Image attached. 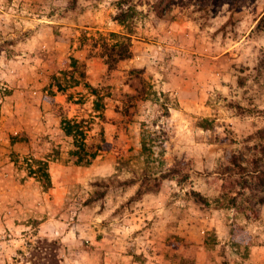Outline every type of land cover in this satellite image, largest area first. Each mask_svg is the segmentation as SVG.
<instances>
[{
    "label": "rangeland",
    "instance_id": "374dc122",
    "mask_svg": "<svg viewBox=\"0 0 264 264\" xmlns=\"http://www.w3.org/2000/svg\"><path fill=\"white\" fill-rule=\"evenodd\" d=\"M13 1L0 264H264V0H50L34 26Z\"/></svg>",
    "mask_w": 264,
    "mask_h": 264
},
{
    "label": "trees",
    "instance_id": "16d2710c",
    "mask_svg": "<svg viewBox=\"0 0 264 264\" xmlns=\"http://www.w3.org/2000/svg\"><path fill=\"white\" fill-rule=\"evenodd\" d=\"M129 0H120V3L125 4V2L127 3ZM125 17L126 15H122V17H118L119 22H124L125 21ZM122 35H119V37H121ZM122 38V37H121ZM124 39H126L127 41L125 42H121L120 45L115 46V45H111L110 47V60L108 59L106 62L109 65V69H114L115 68V63H117L118 61H121L123 59H128L131 57V51H130V47H131V38L130 36H124ZM62 128L65 132L66 135L70 136L73 135L74 132H79V134H84V131L82 130V126L80 124V122H77L75 120L69 119V118H64L62 120ZM108 143H106V141L104 140L101 147H97V150H102V149H107L109 147V145H107ZM80 152L79 153L80 157H82L81 159H83V157L85 158H89V160L93 159L94 157H96L97 152H91L88 151L87 146L82 143L79 146ZM87 163H89L90 161H86ZM257 172V178L259 183L264 186V161L263 163H261L260 167H258L256 170Z\"/></svg>",
    "mask_w": 264,
    "mask_h": 264
},
{
    "label": "crops",
    "instance_id": "0c3cea01",
    "mask_svg": "<svg viewBox=\"0 0 264 264\" xmlns=\"http://www.w3.org/2000/svg\"><path fill=\"white\" fill-rule=\"evenodd\" d=\"M17 5L11 6V5ZM12 4H9V10L16 11V15L22 18L23 22H27L29 26L34 25H48L52 24L54 21V13H50L51 9V1L50 0H15ZM23 13H27L29 15H25ZM52 26H50L51 28Z\"/></svg>",
    "mask_w": 264,
    "mask_h": 264
}]
</instances>
